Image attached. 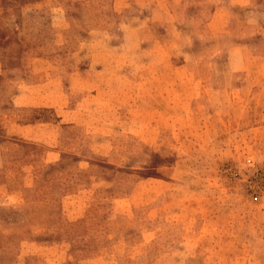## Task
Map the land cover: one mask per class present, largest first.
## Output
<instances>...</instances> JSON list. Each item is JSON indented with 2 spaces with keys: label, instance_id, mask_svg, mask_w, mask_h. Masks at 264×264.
<instances>
[{
  "label": "rangeland",
  "instance_id": "obj_1",
  "mask_svg": "<svg viewBox=\"0 0 264 264\" xmlns=\"http://www.w3.org/2000/svg\"><path fill=\"white\" fill-rule=\"evenodd\" d=\"M0 264H264V0H0Z\"/></svg>",
  "mask_w": 264,
  "mask_h": 264
},
{
  "label": "trees",
  "instance_id": "obj_2",
  "mask_svg": "<svg viewBox=\"0 0 264 264\" xmlns=\"http://www.w3.org/2000/svg\"><path fill=\"white\" fill-rule=\"evenodd\" d=\"M39 237V235H35V238Z\"/></svg>",
  "mask_w": 264,
  "mask_h": 264
}]
</instances>
